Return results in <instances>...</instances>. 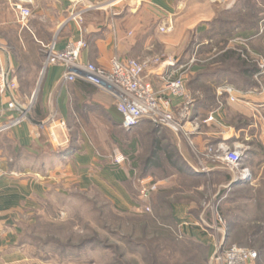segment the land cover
<instances>
[{
    "label": "crops",
    "instance_id": "obj_1",
    "mask_svg": "<svg viewBox=\"0 0 264 264\" xmlns=\"http://www.w3.org/2000/svg\"><path fill=\"white\" fill-rule=\"evenodd\" d=\"M13 1L16 0H0V41L8 47L5 65L10 71V77L17 82L18 88L14 92L0 94L2 119L18 116V110L7 107L8 101L15 97L20 102L21 97H28L30 89H33L35 85V72L38 70L39 63L37 61L35 67L33 59L27 62L22 58L23 55L26 59L30 55L38 56L39 49L33 45L41 43L34 32L35 29H45L47 24L51 30L55 29V33L58 34L59 49L65 48L68 42L83 37L87 48L82 51L81 60L105 68H110L113 58L126 60L146 56L156 48L151 38L153 33H146L144 37L135 41L128 37L131 31L128 24L130 18L135 17V9L129 14H118L115 16L116 20L112 22L108 20L106 23L101 22L103 15L90 18L88 23L93 24H86V26H79L70 19V14L74 10L82 11L83 14L103 12L108 7L119 4L120 0H32L26 3L32 12L28 28L19 23L18 12L13 7ZM143 1L157 11L163 26H168L171 21H175L174 37L178 34V24L184 18L183 11L188 4L196 8L198 12L202 7L199 0ZM207 5L209 6L207 16L197 18L193 27L202 37L203 42L211 45L209 53H213L217 49L214 44L222 37L226 27L222 22L226 21L231 13L240 15L243 12L246 13V10L242 0H207ZM262 22L261 34L264 32V19ZM124 26H127L126 30H123ZM254 34L256 35L255 29L240 28L237 32L235 31V36L229 39L227 45L239 39V42L235 43L236 46L244 48L241 42L247 41ZM173 38L161 36L160 42L171 43ZM12 42L16 44V47H9V43ZM175 42L178 44L177 41ZM202 50L199 49L193 55L194 63L187 79L188 86L203 89L196 90L199 98L193 106L192 119L195 123L198 122V127H194L193 121L186 123L185 130L177 133L176 141L181 156L195 171L209 163L199 155L209 145L215 146L225 142L235 146L253 138L264 148V72L260 74L264 64V41L262 45H253L249 50L258 62L259 71L255 73V85L245 90L240 89L244 94L238 101H231L227 94L219 96L218 89L228 84L235 85L239 80L246 85L248 82L244 77H248V74L242 73L243 69L238 73L235 70L230 71L229 68L219 69L215 64L211 67L206 63L204 65L200 60ZM40 51L44 55L42 48ZM44 62L45 57L42 61V69ZM29 69L35 72L29 73ZM173 71V66L164 63L155 64L147 72L146 79L150 84L152 83L151 86L158 95H164L165 92L163 75L172 74ZM63 72L64 68L61 65L50 66L44 73L38 109L35 108L30 112L31 118L27 121L0 135V264H14L23 258L24 223L31 222L34 215L39 212L41 204L56 193L65 196L73 190L88 192L95 189L101 190L117 203L121 200L131 202L120 179L110 169L103 168L101 165L102 158L89 141L83 128L79 127V136H71L72 128L75 127L68 125L73 114L72 95L76 94L86 101L92 96L97 98L94 95H97L98 90L95 93L82 91L75 82L64 81ZM235 74L242 76L236 77ZM23 81L29 82L30 89L27 92L19 86ZM257 85L260 87L257 88ZM187 89L191 92L189 87ZM106 95L110 100L101 102L100 105L110 114L108 116L112 120L115 118L121 121L120 115L113 112L111 108L110 103H113L111 97ZM180 101V98L175 99V104ZM55 111L58 117L66 122L65 128L54 129L58 133L56 141L52 138L50 124L47 123V118ZM211 114H213V120H206ZM226 170H228L226 165L214 166L207 172H202L204 175L201 173L203 175L201 177L203 181H206L205 178L211 176L225 175ZM189 178L187 180L190 182L199 181L196 177ZM171 188V191L180 189L175 184ZM174 208V214L184 225L183 229L187 236L202 243L211 244V238L205 229L199 222L193 223L194 217L187 203H175ZM212 252L213 248H210L209 253Z\"/></svg>",
    "mask_w": 264,
    "mask_h": 264
},
{
    "label": "rangeland",
    "instance_id": "obj_2",
    "mask_svg": "<svg viewBox=\"0 0 264 264\" xmlns=\"http://www.w3.org/2000/svg\"><path fill=\"white\" fill-rule=\"evenodd\" d=\"M199 1L202 3L199 12L189 4L183 11L184 18L178 24L176 37L175 21L163 26L157 11L143 0H120L119 4L108 7L104 13H85L82 25L93 24L88 23L90 18L102 15L101 22L106 23L108 20L112 22L116 20V15L129 14L135 9V17L130 18L128 24L131 29L128 37L135 41L144 37L146 33H153L151 38L156 48L146 56L128 59L145 62L144 77L145 81L149 82L146 79L147 72L155 66V59L165 61L189 55L195 41L201 40L193 24L197 18L207 16L209 6L207 0H204V4L203 0ZM263 5V0H256L246 4L245 8L248 13L245 22L257 23V27L254 28L257 36L261 34L258 26L263 23L257 21L254 15L264 14ZM241 18L234 13L227 17V20H231L227 28L231 25L235 27L230 40L235 36V31L241 28ZM252 20L256 21L253 23ZM126 28L127 26H124L123 30ZM34 32L40 43L49 44L58 38L55 29L51 30L48 24L45 29H35ZM256 35L241 42L244 48L239 49L250 53L253 45H262L264 32L259 37ZM161 36L174 38L171 43H161ZM238 42L239 39H236L228 46L237 48L235 43ZM11 46L16 47V44L9 43V47ZM33 47H38V56L30 55L26 59L23 55L22 58L27 62L33 59L35 67L37 61L39 63L36 72L31 71L32 69L28 71L36 73L35 85L33 89H30L28 81H23L19 85L24 92L30 89L28 97H21L20 103L25 106L32 103L31 111L39 104L44 79V75H41L43 70L41 66L45 57V53L43 55L40 51V48L43 49L42 44ZM221 52L220 47L213 53H209V48H205L200 60L204 65L208 64L211 67L216 64L215 61H221L219 55ZM245 55L243 54V57ZM188 87L191 92L199 90ZM259 87L257 85V88ZM97 90V95H94L97 98L92 96L86 101L76 94L72 95L73 114L71 122L67 123L75 126L72 128L71 136H79V127L83 128L101 156L103 168L113 169L116 173L121 170L125 173L127 180L121 185L126 189L131 202L121 200L117 203L101 190L95 189L88 192L73 190L65 196L58 193L52 195L41 204L33 220L24 223L23 258L14 264H212L214 253L221 243L225 244L223 246L236 244L253 249L258 252L259 264H264V148L261 147V143L252 138L240 144L246 147L241 167L248 169V176L238 180L237 184H233L234 173L230 169L226 170L225 175L211 176L205 178L206 181L203 182L183 181L182 176L166 159L160 161L159 167H149L146 170L147 158L152 153V128L143 122L132 129H125L114 122L100 105L109 99L108 96L99 87ZM110 104L113 106V103ZM170 131L172 134L168 132L169 138L171 142H175L177 133ZM55 134L57 138L56 131ZM133 143L135 150H132ZM248 150L255 152L247 159L245 154ZM178 152L180 155L179 150ZM199 155L204 159L202 153ZM150 182L157 183V188L150 197L142 198L140 189L148 186ZM229 182L231 185L227 191L224 186ZM173 183L180 189L171 191ZM178 202L190 206L194 217L193 223L199 222L211 238V244L202 243L186 235L184 225L177 219L174 214L175 208L172 207ZM81 244L85 246L77 249ZM210 248H213L211 254Z\"/></svg>",
    "mask_w": 264,
    "mask_h": 264
},
{
    "label": "built area",
    "instance_id": "obj_3",
    "mask_svg": "<svg viewBox=\"0 0 264 264\" xmlns=\"http://www.w3.org/2000/svg\"><path fill=\"white\" fill-rule=\"evenodd\" d=\"M31 1L16 0L12 2L13 7L18 12L19 23L25 28H28V21L32 15L31 9L26 3ZM70 19L82 26L83 12L79 10L72 11ZM41 44L45 53L41 75H44L50 66L61 65L64 68L62 75L64 81L82 79L93 83L114 98L122 126L125 129H132L145 119L150 120L155 125L167 127L176 133L185 130V124L188 122L193 121L194 127H198V122L195 123L192 119L195 99L186 86L189 72L194 63L193 58L184 64H179L177 59L161 61L157 58L154 60L158 65L166 63L174 67L172 74L163 75L165 92L164 95H158L151 84L145 81V62L113 58L110 62V68L90 62L85 63L81 60L82 51L87 48V43L83 37L68 42L63 49L57 47V40L49 44ZM7 53V45L0 41L1 95L10 91L14 92L18 88L17 82L10 77V71L5 65ZM262 68L263 71L260 74L264 72V64ZM218 94L219 96L227 94L231 101H238L244 92L228 84L220 86ZM177 98H180L181 101L175 104ZM7 107L18 110L19 114L8 119L0 117V135L27 121L33 104L30 103V105L25 106L20 104L17 98L12 97L8 101ZM213 118V114H211L206 120H213ZM47 123L50 124L51 136L56 141L54 129L56 127L65 128L66 122L64 119L59 118L55 111L47 118ZM245 150L246 147L243 145L231 146L225 142L218 143L215 146L209 145L202 153L204 159L209 163L202 165L197 171L207 172L214 166L226 165L227 169L233 171L234 181L243 180L248 176V169L241 167ZM230 185L229 182L224 188L228 191ZM156 188L157 183L143 187L141 196L148 198L150 192ZM220 245L214 253L212 264H253L259 257L258 252L253 249H247L236 244L223 246L225 244L221 243Z\"/></svg>",
    "mask_w": 264,
    "mask_h": 264
},
{
    "label": "trees",
    "instance_id": "obj_4",
    "mask_svg": "<svg viewBox=\"0 0 264 264\" xmlns=\"http://www.w3.org/2000/svg\"><path fill=\"white\" fill-rule=\"evenodd\" d=\"M255 1L256 0H242V4H244L243 7L246 8V4L248 5V4H251L252 2H255ZM263 7H264V5H263ZM236 15H239V14L236 13ZM254 16H256L257 21H262L264 19V14L262 16H259V15L255 14ZM239 17H242L241 18L242 25L240 26L241 28H246L247 27V28L254 29L255 27H257V23L255 22L256 20L255 21L252 20L253 23L255 22L254 24H252V23L248 24L247 22H245V17L248 18L247 10H246V13L245 12L241 13L239 15ZM230 22H231V20H226V21L222 22L226 26L225 30L223 31V33L221 35L222 37H220L218 40H216L217 43H215V44L213 43L215 46L220 47V50L222 51L219 54V55H221V61L220 62H216L215 61V63H216L215 65L219 69L220 68H229L230 71H234L235 70L238 73H240L239 70L243 69L242 73L248 74V77H244V79L248 82V84L243 85V84H241L242 80H239V82H236V84L233 85V86L236 87V88H239L241 90H245V89H247V87H251V86L255 85V82H254L255 81L254 80L255 73L257 71H259L258 62L251 55V53H248L246 51H242V50L239 49V48H242V47H239V46H237V48L236 47H230V46L228 48L226 47V46H228L227 42L229 41V38L233 35V33H232V31L234 30L233 28H235V27H233L234 25L233 26L231 25V26H229L227 28V25L228 24L230 25ZM260 26H261V24L258 26V29H260ZM194 45L195 46L192 47L191 53L189 52V55H186V56L185 55H183V56L181 55L179 57H176V59H177L179 64H184V63L189 62L191 60V57H193L195 52H198L199 49L200 50L203 49L202 51H204L205 48L206 49L207 48L210 49V47H211L210 44H205L203 42L202 37H201L200 41L199 40L195 41ZM243 54H246L245 57H243ZM236 65H237V67H235ZM235 76L236 77H241L242 75L235 74ZM74 82L77 84L79 89H81L84 92L95 93L97 91L96 85H94L93 83H91L89 81L82 80V79H76V80H74ZM186 86L188 88L187 84H186ZM104 93H106V92H104ZM190 93L193 95V97L195 99V102H196V100L199 98V94L196 91H192ZM106 94H108V93H106ZM109 96L111 97L112 102H113V104H112L113 106L111 107L113 112L118 113V110H117L116 105H115L114 98L111 95H109ZM36 109H38V106L36 107ZM113 120H114V122H116L117 124L122 126V123H121L120 120H117L115 118H113ZM143 122L149 124V126L152 128V135H153V139H152V153L147 158L145 169L147 170L149 167H159L160 161H162L163 159H166L169 162V165L173 166L174 169L182 176L183 181H187L188 177H190V178L191 177H196V179L199 180V181H197V183L198 182H203V178L202 177H203L204 174L202 173L203 174L202 175L201 173L200 174L196 173L195 169L193 167H191L183 159L181 154L179 155V152L177 150V144H176L177 143L176 142L177 141V137H176L175 142H171V140L169 138L170 135L172 134L171 131H170L171 129H169L167 127H164V126H161V125H155L154 123H152L150 120H147V119L142 120L139 124H141ZM168 132L170 133V135L168 134ZM131 146H132V150H135V148H134L135 147V143H133ZM253 153H254V150H248L246 152V154H245V157H247V159H248V157L251 154H253ZM135 166H137L136 163H135ZM111 171L120 179L121 182H125L127 180V177H126V175H125V173L123 171L118 170L117 173L113 169ZM227 177H228V175H227ZM152 184L153 183L150 182V183H148V186H151ZM155 190L150 192L149 197L155 192ZM172 207H174V205H172ZM83 246H85V244L84 245H82V244L79 245V247H77V249H81ZM255 262H257L259 264V262H260L259 258H257Z\"/></svg>",
    "mask_w": 264,
    "mask_h": 264
},
{
    "label": "water",
    "instance_id": "obj_5",
    "mask_svg": "<svg viewBox=\"0 0 264 264\" xmlns=\"http://www.w3.org/2000/svg\"><path fill=\"white\" fill-rule=\"evenodd\" d=\"M29 118H31V115L29 114ZM238 182L237 181H234L233 184H237Z\"/></svg>",
    "mask_w": 264,
    "mask_h": 264
}]
</instances>
